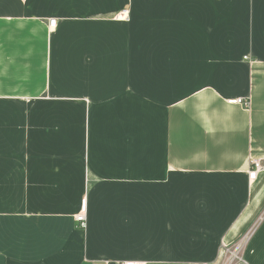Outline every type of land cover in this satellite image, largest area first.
Returning a JSON list of instances; mask_svg holds the SVG:
<instances>
[{
	"label": "crops",
	"instance_id": "0c3cea01",
	"mask_svg": "<svg viewBox=\"0 0 264 264\" xmlns=\"http://www.w3.org/2000/svg\"><path fill=\"white\" fill-rule=\"evenodd\" d=\"M262 156L264 0H0V264H264Z\"/></svg>",
	"mask_w": 264,
	"mask_h": 264
},
{
	"label": "rangeland",
	"instance_id": "374dc122",
	"mask_svg": "<svg viewBox=\"0 0 264 264\" xmlns=\"http://www.w3.org/2000/svg\"><path fill=\"white\" fill-rule=\"evenodd\" d=\"M129 16H130V11H128L127 8H125V7H124V9L119 10L114 15L115 18H118L117 20H126V19H129ZM97 80H99L97 77H93L91 79H88L89 83L86 86V89H88V90H86V92H85L87 95L90 96V90L91 89L93 90L94 88H97L98 90H101L104 87L103 85H99V84L93 83L94 81H97ZM74 87H75V89L80 88V86H78V85H75ZM83 99H85V98H83ZM90 102H91L90 100H85V101L84 100H80V101L77 102V104H80V106H78L76 104H71L70 105V120H69V124L70 125H73V124H77L78 123L77 121H79V119H81V117H83V115H82L83 103L86 104V108H87V106L89 105ZM92 123H94L93 122V119H92ZM82 124H83V120H82ZM71 134H73L74 136H76V133H71ZM87 212H88V209H87ZM77 214H79V212ZM77 214L75 215V220H76ZM78 225L81 228V225L79 223H78ZM87 225H88V216H87ZM87 225H86V227H87ZM82 229H85V228H82ZM229 253L230 252H228V254ZM232 256H234V255H232ZM229 257L226 258V260L223 262V264H231L232 263V261H231V259ZM228 258H229V260H228Z\"/></svg>",
	"mask_w": 264,
	"mask_h": 264
},
{
	"label": "built area",
	"instance_id": "2783aa9c",
	"mask_svg": "<svg viewBox=\"0 0 264 264\" xmlns=\"http://www.w3.org/2000/svg\"><path fill=\"white\" fill-rule=\"evenodd\" d=\"M56 19L50 20V27H55ZM242 103L241 100L236 101L235 103ZM246 106H249V101L245 100L243 102ZM264 171V156L260 158H255L251 161V168L249 170V176L251 180H255L258 173ZM76 221L81 225V228H86L87 225V199L84 198L81 202V209L79 214L76 216ZM92 264H110L109 261H95ZM118 264H145L143 261L129 260V261H119Z\"/></svg>",
	"mask_w": 264,
	"mask_h": 264
}]
</instances>
